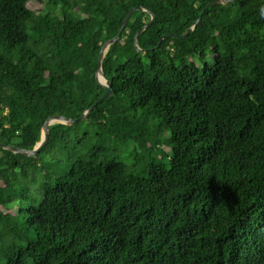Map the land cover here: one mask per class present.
I'll use <instances>...</instances> for the list:
<instances>
[{"label":"trees","instance_id":"trees-1","mask_svg":"<svg viewBox=\"0 0 264 264\" xmlns=\"http://www.w3.org/2000/svg\"><path fill=\"white\" fill-rule=\"evenodd\" d=\"M30 1L0 0V142L26 149L107 91L127 12L156 19L85 119L0 146V264H264V0Z\"/></svg>","mask_w":264,"mask_h":264},{"label":"water","instance_id":"water-1","mask_svg":"<svg viewBox=\"0 0 264 264\" xmlns=\"http://www.w3.org/2000/svg\"><path fill=\"white\" fill-rule=\"evenodd\" d=\"M224 1H227V0H214V1H211L210 3L207 4V6L202 11V15L205 13V10L208 7H210L211 5H213L215 3L224 2ZM136 10L146 11V12H148V13H150L152 15V19L136 34L135 45H136V47L139 50H142L139 47V44H138V39H139L140 33L143 30H145L148 27H150L153 24V22L155 21V19H156L155 13L152 10H150V9L144 7V6H134L127 12V14L125 16V19L123 21V24H122V26L119 29L118 34L115 37L109 39L108 41H106L104 43V45L102 47V50H101V53H100V56H99V62H98L99 67H98V71H97V80L99 81V83H101L102 85H104L107 88V91L89 109H87L79 118H73V117L67 116L65 114H54V115H51L46 120V122L44 124L43 136H42L41 141L39 143H37V145L33 149H26V148L18 147V146H15V145L7 144V143H4V142H0V146L4 147L6 149L12 150L14 152L23 153V154L28 155V156H36L48 144V142L50 140V137H51L52 124H54L55 122H64V123H67V124H72V123H75L78 120L85 119L92 112V110L96 107L97 104H99L105 98H107L109 95H111V93L113 92V87H112L111 81L107 78L106 74L103 71V60H104L105 54L107 53L109 47L112 44L116 43L120 39L122 33L124 32L125 28L127 27L128 23H129L130 17L132 16L133 12L136 11ZM200 20H201V17H199L194 22V24L184 34L181 35V37H186L191 32H193L196 29V27H197L198 23L200 22ZM168 35L178 36V34H173V33L166 34L161 39L159 45L161 44L162 40L165 37H167Z\"/></svg>","mask_w":264,"mask_h":264},{"label":"rangeland","instance_id":"rangeland-1","mask_svg":"<svg viewBox=\"0 0 264 264\" xmlns=\"http://www.w3.org/2000/svg\"><path fill=\"white\" fill-rule=\"evenodd\" d=\"M29 6L35 11H39L41 8H43V10H48V7L46 5H44V2H41L39 0H31L29 2ZM199 64L202 65L203 63L199 60ZM168 148V147H167ZM169 149V148H168ZM127 151V149H125V152Z\"/></svg>","mask_w":264,"mask_h":264}]
</instances>
